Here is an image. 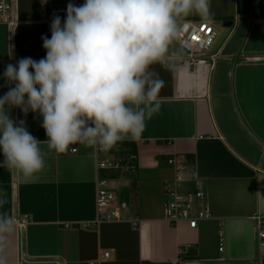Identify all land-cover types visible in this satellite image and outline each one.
I'll return each mask as SVG.
<instances>
[{"label": "crops", "instance_id": "obj_1", "mask_svg": "<svg viewBox=\"0 0 264 264\" xmlns=\"http://www.w3.org/2000/svg\"><path fill=\"white\" fill-rule=\"evenodd\" d=\"M210 3L218 59L153 65L165 81L162 103L139 139L119 142L104 159L105 151L84 144L63 154L42 145L45 168L32 182L0 168V215L27 219L8 237V264H264L255 232V219L264 220V0ZM16 16L14 28L0 25V97L8 91L6 66L45 58L42 36L51 38L38 0H16ZM10 117L48 139L39 114L12 108ZM118 155L122 166L97 168V156L113 162ZM169 159L185 167L181 190L206 195L212 217L196 229L163 219L165 187L176 173ZM98 178L126 204L125 220L99 218Z\"/></svg>", "mask_w": 264, "mask_h": 264}, {"label": "clouds", "instance_id": "obj_2", "mask_svg": "<svg viewBox=\"0 0 264 264\" xmlns=\"http://www.w3.org/2000/svg\"><path fill=\"white\" fill-rule=\"evenodd\" d=\"M66 20L54 15L51 38L42 36L46 57L8 64V91L0 97V168L25 182L38 179L45 151L63 154L84 144L107 151L125 139H139L160 111L165 81L153 65L164 64L182 21L198 15L211 23L210 0H85L67 5ZM19 108L43 117L48 137L35 138ZM3 203V201H0ZM15 218L0 215V264L15 230Z\"/></svg>", "mask_w": 264, "mask_h": 264}, {"label": "built area", "instance_id": "obj_3", "mask_svg": "<svg viewBox=\"0 0 264 264\" xmlns=\"http://www.w3.org/2000/svg\"><path fill=\"white\" fill-rule=\"evenodd\" d=\"M69 2L70 0H64L63 3L55 4L52 0H38V11L41 22L51 25L53 16L59 15L63 24L64 20H66V9ZM71 2L79 6L84 4L85 0H71ZM17 23L16 0H0V25L14 28ZM181 23L182 31L170 46L164 64L184 63L194 66L214 63L218 59V54H212V50L219 36L214 23L188 18H184ZM175 47L179 50L174 51ZM70 151L71 153H76L77 147L73 145ZM100 152L102 151L97 149V153ZM167 163L175 167L176 173L174 180L167 182L165 187L163 219L172 226L186 222L190 229H196L201 221L212 217V213L205 202L206 195L201 188L194 191L181 190L179 186L184 183L185 167L179 163H175L173 159H169ZM116 167V163L100 160L97 156V168L99 170ZM108 183L109 180L107 179L98 178L96 181V206L99 218L106 221L125 220L121 212L127 209V206L125 203L118 201L115 192L110 188ZM137 222L135 221L134 225ZM16 223L21 229H24L27 219H17ZM255 232L258 246L262 249L264 247V220L259 217L255 219ZM219 251H223V239L219 241ZM108 256V253H104L103 258H107Z\"/></svg>", "mask_w": 264, "mask_h": 264}, {"label": "rangeland", "instance_id": "obj_4", "mask_svg": "<svg viewBox=\"0 0 264 264\" xmlns=\"http://www.w3.org/2000/svg\"><path fill=\"white\" fill-rule=\"evenodd\" d=\"M173 50L174 51H178L179 49L177 47H175ZM103 156L107 157V151H105L104 153H101V159H104ZM122 160H125L124 156L123 155H118L117 156V160H114L113 162L118 164V167H120V166L123 165ZM122 169H123V167H121L120 170H118V171H121Z\"/></svg>", "mask_w": 264, "mask_h": 264}, {"label": "water", "instance_id": "obj_5", "mask_svg": "<svg viewBox=\"0 0 264 264\" xmlns=\"http://www.w3.org/2000/svg\"><path fill=\"white\" fill-rule=\"evenodd\" d=\"M52 2L55 3V4H59V3H63L64 0H52Z\"/></svg>", "mask_w": 264, "mask_h": 264}, {"label": "trees", "instance_id": "obj_6", "mask_svg": "<svg viewBox=\"0 0 264 264\" xmlns=\"http://www.w3.org/2000/svg\"><path fill=\"white\" fill-rule=\"evenodd\" d=\"M116 150H117V149H116ZM116 150H114V152H116V153H117L118 151H116Z\"/></svg>", "mask_w": 264, "mask_h": 264}]
</instances>
